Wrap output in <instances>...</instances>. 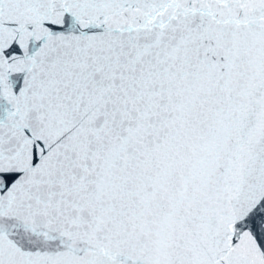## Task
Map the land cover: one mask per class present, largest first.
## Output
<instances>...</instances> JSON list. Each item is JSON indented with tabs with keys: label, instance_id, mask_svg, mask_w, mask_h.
Returning a JSON list of instances; mask_svg holds the SVG:
<instances>
[{
	"label": "snow or ice",
	"instance_id": "1",
	"mask_svg": "<svg viewBox=\"0 0 264 264\" xmlns=\"http://www.w3.org/2000/svg\"><path fill=\"white\" fill-rule=\"evenodd\" d=\"M0 264H264V0H0Z\"/></svg>",
	"mask_w": 264,
	"mask_h": 264
}]
</instances>
